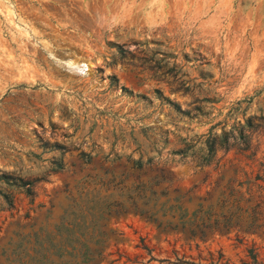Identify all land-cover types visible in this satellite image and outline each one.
I'll return each instance as SVG.
<instances>
[{
  "label": "rangeland",
  "instance_id": "obj_1",
  "mask_svg": "<svg viewBox=\"0 0 264 264\" xmlns=\"http://www.w3.org/2000/svg\"><path fill=\"white\" fill-rule=\"evenodd\" d=\"M0 264H264V0H0Z\"/></svg>",
  "mask_w": 264,
  "mask_h": 264
},
{
  "label": "trees",
  "instance_id": "obj_2",
  "mask_svg": "<svg viewBox=\"0 0 264 264\" xmlns=\"http://www.w3.org/2000/svg\"><path fill=\"white\" fill-rule=\"evenodd\" d=\"M242 136L243 135L240 134L238 137L242 138ZM242 142H245V140ZM217 145L225 148L229 145L226 135L219 137ZM213 153L214 144L211 143L207 148V154L201 157V161L204 163L210 162ZM132 165L138 168L142 163L139 160H136L132 162ZM201 201H198L194 208H188L185 205V200H183L182 195L177 194L172 197H165L163 203L167 207V210L170 211L171 218L175 220V225L178 224L180 229H186L189 234L202 239L207 232H219L223 227L226 229V226L225 224H221L222 226L218 224L217 218H219L220 214L218 215L216 212H213L215 211L214 206H212L211 203L204 205Z\"/></svg>",
  "mask_w": 264,
  "mask_h": 264
}]
</instances>
